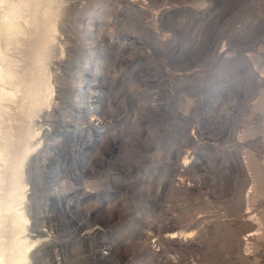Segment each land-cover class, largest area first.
Wrapping results in <instances>:
<instances>
[{"label":"rangeland","instance_id":"1","mask_svg":"<svg viewBox=\"0 0 264 264\" xmlns=\"http://www.w3.org/2000/svg\"><path fill=\"white\" fill-rule=\"evenodd\" d=\"M19 2L6 53L22 72L42 36L27 22L47 8ZM51 8L49 107L2 125L40 146L23 180L0 163V254H17L24 195L23 264H264V0Z\"/></svg>","mask_w":264,"mask_h":264},{"label":"bare ground","instance_id":"2","mask_svg":"<svg viewBox=\"0 0 264 264\" xmlns=\"http://www.w3.org/2000/svg\"><path fill=\"white\" fill-rule=\"evenodd\" d=\"M15 2L16 0H0V139L8 141L7 139L9 138H15L16 143L14 144L12 142L14 150L20 148L22 149V152L20 154L17 152L16 154H18V156L14 153L15 151H7V145L1 146L0 163L6 165L8 162H12L14 159H17L15 163V169H17L16 174L19 180H23L25 178L29 159L32 155H34L40 146V143L37 141L38 134L29 129L24 130L22 134L17 133L19 132V129H17V132L15 131L16 133L7 132L8 130L3 132L2 130L4 129L2 125H4L9 118H12L13 115H16L13 114L11 115L12 117H10L11 112L31 111V118L33 119L34 117H37L41 111H43V108L49 107L50 99H48V96H51V85L44 79L46 72L43 68L44 64L52 59L55 51L53 43L56 36L54 34L56 32V24L61 13L60 11L52 10L51 5L54 0H39L36 6H33V9H37L40 6L47 8L44 13L45 21L36 17L30 22L29 20L28 22L26 21L32 26L36 36H39V32H42V36L39 38L40 42L38 45L36 43V46L33 49L32 62L27 65L26 69L24 68L23 71L20 72L19 70L21 68H19L16 64L17 62L15 63L11 60V57L6 53V50L19 35L21 36L23 34L22 27L17 23V21L20 18L21 11L30 7L26 5L27 2H19L18 4H15ZM17 67L19 70H17ZM9 120L13 121L11 119ZM8 143L10 144V142ZM25 189L26 188L23 187L22 190L24 191ZM24 199L25 196L21 195L18 204V207L21 208L17 210L16 215L12 220L15 238H13L14 240L13 243L11 242V245L12 250H17V254L15 257L13 256L14 258L7 259L4 252H7L8 249L5 248L0 254V264H23V262L28 259L27 253L29 248L26 244L27 241L23 237L19 238L25 231V224L27 222L24 212L26 208H22V206L25 205ZM4 210L5 209L2 210L1 205L0 212L3 213L5 212ZM6 222L5 217L0 216V229H3L4 227L9 228V226L6 225L8 222ZM12 223H10V225ZM12 226L11 229L13 228Z\"/></svg>","mask_w":264,"mask_h":264}]
</instances>
